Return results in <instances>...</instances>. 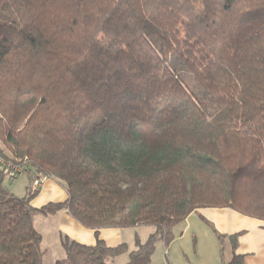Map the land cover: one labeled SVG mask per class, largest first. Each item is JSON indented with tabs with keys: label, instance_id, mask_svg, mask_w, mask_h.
I'll return each mask as SVG.
<instances>
[{
	"label": "trees",
	"instance_id": "trees-1",
	"mask_svg": "<svg viewBox=\"0 0 264 264\" xmlns=\"http://www.w3.org/2000/svg\"><path fill=\"white\" fill-rule=\"evenodd\" d=\"M0 151L30 176L0 169V264H43L39 213L96 234L54 264L128 250L103 228L154 226L125 263L151 264L199 208L264 219V0H0ZM39 176L67 198L33 206Z\"/></svg>",
	"mask_w": 264,
	"mask_h": 264
},
{
	"label": "crops",
	"instance_id": "crops-1",
	"mask_svg": "<svg viewBox=\"0 0 264 264\" xmlns=\"http://www.w3.org/2000/svg\"><path fill=\"white\" fill-rule=\"evenodd\" d=\"M48 180L52 181L46 183ZM7 183L15 195L24 196L30 184V176L25 172ZM39 188L38 195L32 200L35 207L67 198L65 188L51 177L45 178ZM54 215L59 219L60 239L61 234H67L84 244L92 245L96 242L95 231L84 227L67 210H60ZM39 231L44 235L42 230ZM153 231L154 227L149 225L100 229L99 236L108 245L123 242L128 245L126 252L108 258L107 263L125 264L129 251L136 248V239L143 242ZM238 232L241 234L237 252L244 255V264H264V219L244 215L229 207L199 208L190 213L168 245L158 244L151 264H223L231 259L232 249L226 242L222 256L217 233L229 235Z\"/></svg>",
	"mask_w": 264,
	"mask_h": 264
},
{
	"label": "rangeland",
	"instance_id": "rangeland-1",
	"mask_svg": "<svg viewBox=\"0 0 264 264\" xmlns=\"http://www.w3.org/2000/svg\"><path fill=\"white\" fill-rule=\"evenodd\" d=\"M50 181L52 180H48L46 183H50ZM35 226L38 230H42L45 235H43L44 240L42 242L43 264H54L56 260L65 258V250L60 239L58 216L36 214Z\"/></svg>",
	"mask_w": 264,
	"mask_h": 264
},
{
	"label": "built area",
	"instance_id": "built-area-1",
	"mask_svg": "<svg viewBox=\"0 0 264 264\" xmlns=\"http://www.w3.org/2000/svg\"><path fill=\"white\" fill-rule=\"evenodd\" d=\"M27 158H8L0 151V169L10 177H18L26 171ZM44 176H39L33 180V188H38L44 181Z\"/></svg>",
	"mask_w": 264,
	"mask_h": 264
}]
</instances>
